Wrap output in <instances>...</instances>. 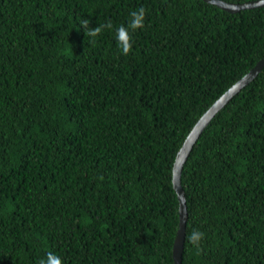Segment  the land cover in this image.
Returning a JSON list of instances; mask_svg holds the SVG:
<instances>
[{"label": "trees", "instance_id": "obj_1", "mask_svg": "<svg viewBox=\"0 0 264 264\" xmlns=\"http://www.w3.org/2000/svg\"><path fill=\"white\" fill-rule=\"evenodd\" d=\"M140 7L127 54L111 29L91 38L81 25L114 28ZM263 57L264 7L0 0V264L49 251L62 264H173L175 155ZM180 182L182 264H264V66L203 129Z\"/></svg>", "mask_w": 264, "mask_h": 264}, {"label": "water", "instance_id": "obj_2", "mask_svg": "<svg viewBox=\"0 0 264 264\" xmlns=\"http://www.w3.org/2000/svg\"><path fill=\"white\" fill-rule=\"evenodd\" d=\"M205 2L214 4L219 8L234 13L243 9H252L256 7H264V0H250L244 2H228L224 0H204ZM264 66V57L242 77L236 80L228 87L198 118L191 130L184 139L181 147L177 151L172 166V186L176 192L178 199V228L173 242L172 257L173 264H182V250L185 238V228L187 220L186 200L184 190L181 186L180 175L184 162L186 161L190 150L192 149L196 139L199 137L203 129L207 126L214 114L221 109L242 87L249 83Z\"/></svg>", "mask_w": 264, "mask_h": 264}, {"label": "clouds", "instance_id": "obj_3", "mask_svg": "<svg viewBox=\"0 0 264 264\" xmlns=\"http://www.w3.org/2000/svg\"><path fill=\"white\" fill-rule=\"evenodd\" d=\"M145 9L140 7L129 13V18L126 23L120 24L113 28L111 22L96 25L95 27H88L89 21L87 19L81 21V25L87 27L88 34L91 38H95L105 28L111 29L113 32V39L116 41L117 47L121 54H127L133 44L132 33L144 26ZM205 233L197 228H194L187 239L189 242L199 250V245ZM39 264H62V258L55 252L49 251L39 259Z\"/></svg>", "mask_w": 264, "mask_h": 264}]
</instances>
